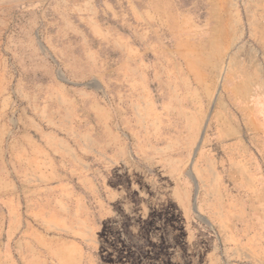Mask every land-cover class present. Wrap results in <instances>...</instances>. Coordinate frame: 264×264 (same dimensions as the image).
Segmentation results:
<instances>
[{"label": "rangeland", "instance_id": "obj_1", "mask_svg": "<svg viewBox=\"0 0 264 264\" xmlns=\"http://www.w3.org/2000/svg\"><path fill=\"white\" fill-rule=\"evenodd\" d=\"M0 9V264H264V0Z\"/></svg>", "mask_w": 264, "mask_h": 264}, {"label": "bare ground", "instance_id": "obj_2", "mask_svg": "<svg viewBox=\"0 0 264 264\" xmlns=\"http://www.w3.org/2000/svg\"><path fill=\"white\" fill-rule=\"evenodd\" d=\"M1 10V9H0Z\"/></svg>", "mask_w": 264, "mask_h": 264}]
</instances>
